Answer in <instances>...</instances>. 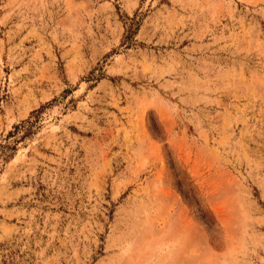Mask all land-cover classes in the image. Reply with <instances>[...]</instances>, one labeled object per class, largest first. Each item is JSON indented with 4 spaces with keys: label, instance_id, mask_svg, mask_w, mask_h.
<instances>
[{
    "label": "rangeland",
    "instance_id": "374dc122",
    "mask_svg": "<svg viewBox=\"0 0 264 264\" xmlns=\"http://www.w3.org/2000/svg\"><path fill=\"white\" fill-rule=\"evenodd\" d=\"M0 264H264V0H0Z\"/></svg>",
    "mask_w": 264,
    "mask_h": 264
},
{
    "label": "crops",
    "instance_id": "0c3cea01",
    "mask_svg": "<svg viewBox=\"0 0 264 264\" xmlns=\"http://www.w3.org/2000/svg\"><path fill=\"white\" fill-rule=\"evenodd\" d=\"M177 14H178V16H177V19H174V21L173 20H171V21H166V22H164V20L162 21V23H161V28H160V32H162L163 34H164V32H168V31H171L172 29L174 30V29H177L176 27L177 26H179V28H178V30H180V29H182L184 26L186 27V29H188V30H190L191 29V27H190V25H191V22L190 21H188V20H186V17L185 16H183L182 18H181V16L183 15V12H180V11H178V12H176ZM185 17V18H184ZM160 27V26H159Z\"/></svg>",
    "mask_w": 264,
    "mask_h": 264
}]
</instances>
